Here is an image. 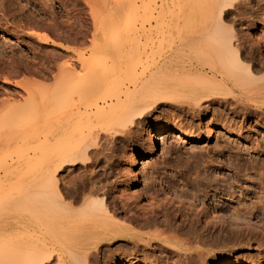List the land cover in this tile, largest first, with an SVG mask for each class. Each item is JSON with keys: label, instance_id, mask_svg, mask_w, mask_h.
Listing matches in <instances>:
<instances>
[{"label": "bare ground", "instance_id": "6f19581e", "mask_svg": "<svg viewBox=\"0 0 264 264\" xmlns=\"http://www.w3.org/2000/svg\"><path fill=\"white\" fill-rule=\"evenodd\" d=\"M250 1L170 0L167 22L153 28L151 22L137 25L138 0L100 8L83 0L80 9L73 0H58L67 19L58 21L52 12L48 22L25 17L16 22L11 11L16 4L0 0V36L17 43L36 41L30 62L12 56L3 63L5 53L0 52V153L35 151L31 158L21 156L11 163L2 158L0 163V264H97L102 247L121 243L137 252L155 240L166 246H159L166 256L190 264H235L229 252L204 253L210 246L205 237L214 220L249 226L256 217L248 210L211 208L195 193L185 198L173 191L176 195L169 197L165 188L156 190L155 182L126 198L117 194L120 177L119 182L111 178L120 144L141 141L139 146L147 150L142 160L131 159L135 167L162 153L166 137L201 140L178 121H149L162 106L199 119L198 130L209 137L235 136V119L246 121L253 115L264 120V15L251 39L243 21L256 11ZM153 2L141 0L150 16L156 10ZM163 16L162 10L156 18ZM152 32L162 40L147 64L149 53L140 42ZM47 45L59 53L42 55ZM22 77L26 79L19 81ZM258 140L253 150L264 155V135ZM65 170L70 172L63 177ZM135 172L129 181L139 187ZM259 178L264 191V172ZM190 202L197 212H188L185 203L193 208ZM260 203L264 212V201ZM259 218L264 224V213ZM137 228L153 233L141 234ZM260 231L261 239L253 240L264 248ZM126 249L115 260L108 257L109 264H147L131 259Z\"/></svg>", "mask_w": 264, "mask_h": 264}, {"label": "rangeland", "instance_id": "374dc122", "mask_svg": "<svg viewBox=\"0 0 264 264\" xmlns=\"http://www.w3.org/2000/svg\"><path fill=\"white\" fill-rule=\"evenodd\" d=\"M87 1L92 6L100 8L107 5L113 6V4L118 0H87ZM154 1L155 3L153 2L152 6L154 7L153 9L156 8V10H154V15L150 16L149 14H146L144 12V10L142 9L143 6L141 4V0H138L136 6L138 12L135 19L137 25L139 24L138 26H140V24L142 23L147 24L148 22H151L150 24H152V27L155 28L154 26L159 25L160 22H167L166 11H169L168 7H170V0H154ZM7 2H8V6H10L11 3L14 5L16 4L11 8L12 15H15L16 22L21 17H25L26 19H31V21L48 22L49 20L48 16L52 12L54 16H56V18L59 19L58 21H65L67 19L64 15V12L58 0H7ZM124 2L125 0H120L121 4H125ZM73 3L77 4L76 5L77 9H80L82 8L84 2L83 0H73ZM263 3L264 0H251L250 5L252 6L249 5V7L251 8V10L253 11L256 10V11H254L253 15H251L250 13L247 14L248 16L246 17L248 19H246L245 17V19L243 20L245 22V25L249 26L248 32L251 34V35L249 34L251 39H253L252 35H254L253 28H256L257 25L260 24L259 19H261V17L264 15ZM158 6L161 7L159 8ZM20 7L21 8L23 7V9H21L22 10L21 12L18 11ZM71 7L72 6H68L67 8L71 9ZM162 10L164 12V16L163 18H161V20H159L156 18V15H158V13ZM126 13L129 14L128 11H125V16L127 15ZM20 14H22V16ZM245 20H247L248 22ZM229 23H231V20ZM147 25H149V23ZM150 37L142 38L140 42L141 47L146 48L147 52L149 53V54L147 53L148 59L146 60L149 63H147L144 60L146 59V57L143 58L145 66L147 64L152 63L153 56L151 55L152 53L159 51L158 41H160V39L162 40L160 34H157L156 32L155 33L152 32ZM104 38L110 39L111 36L106 35ZM35 42L36 41H32V40H23L17 43L15 42V40L5 39L0 36V50H1L0 52L3 51L5 53V54L3 53L4 55H1L3 60L2 62L4 63L8 61V59L12 56L16 58H24L29 60L28 62H30V60L33 59V54L36 53L33 48L36 44ZM153 42H155V47H153L152 50L150 47L153 45ZM59 43L64 46H70L67 43H62V42ZM146 43L149 46L146 45ZM40 52L42 55L44 53H45L44 55H49V54L57 55L59 53V49L56 46L47 45ZM63 61L64 60H59V62H63ZM19 79H18L19 81H22L25 80L26 77H22ZM47 83L48 82H46V84ZM50 83L52 82L50 81L48 84ZM216 108L217 107L215 108L213 107L214 110H216ZM213 109H211L213 111L212 113L217 114L218 109L216 110L217 112L214 111ZM254 118L256 120H254ZM159 119L169 124L178 121L179 125L186 132L194 135L196 138L199 137L201 140H199L196 143H190L184 140L179 141V140H175V138H167V137L165 138L166 133H164L163 137L165 138L164 140L166 142L165 144L167 145V148L165 147L162 153H159L158 155L157 154L152 155L149 157V159H146L148 163L137 164L135 167H133V165L131 164L133 163L132 162L133 157L134 156H138V158L139 157L142 158L143 156L146 157L148 153L147 150L144 147L142 148L141 145L139 146V144H141V141L136 144H130V143L120 144L118 154L113 161L114 162L113 166L115 168L114 172L115 171L118 172L117 174L115 172L113 174V176L115 175V177L111 178V180H116V178L118 180L120 177L121 182H119V180L118 182L121 184L118 187L117 194L119 196L123 195L126 198H131L132 197L131 193L133 191L136 190L141 192L143 190L140 189L142 188V186L145 187L150 182H155L156 190H162L165 188L168 192V196L170 195L169 197H173L176 195L175 193H172L173 191L178 194H181L185 198L191 197V195L192 197H194L193 195L195 193L197 196H199L197 198L199 200L201 199V201H203L206 205H208V207L211 206L215 207L214 205H216V207L218 206V208L224 210L228 208H238L242 212L248 210L249 214L251 213L252 216L256 217L252 220V223L249 226H243L244 224L233 225V223L229 221H225L224 223L222 221L221 222L220 221L214 222L215 220L212 221L214 225L212 228L213 230L211 231V233H209L210 235L208 234L207 237H205L207 242H209L210 246L206 247L203 250V252L204 253L206 252V254H207V250H210L212 252L211 254H223L224 252H229L230 255L233 257L232 263L235 264H264V248L258 247L257 243L253 240L256 238L257 240L261 239L262 232L260 231V229L264 231V224L258 222L261 220L259 217H261L262 213H264L260 209V207L262 206L260 201H264V196H263L264 191H260L261 180L259 178V174L261 172H264V155L258 154L253 150L254 141L256 140L257 142H260L258 139H260L261 136L264 135V120H262L261 122V120L258 117H255L253 115L252 117L248 118L246 121H243V119H239V120L235 119L234 122L236 123V127L238 126L240 128L239 129L238 127L237 128L234 127V130H237L235 131V133L237 132L236 135L234 134L235 136L229 137L228 135L216 134V136L214 137H209L207 133H202L201 131L198 130L199 129L198 123H200L199 119L191 120L190 117L189 118L186 117L184 112L177 111L176 108H173L171 106H162L159 109H157L151 115V119L149 121H155ZM216 119L215 118L213 119L214 122L213 126H215V128L217 129L218 122L216 121ZM231 120L232 119H230L229 121ZM149 121L146 120V122ZM151 131L152 129H149L148 133ZM103 141L104 140H102L101 143ZM121 145L123 146L121 147ZM22 150L20 152L19 150H12L10 152H1L0 163L3 162L4 160L5 161L7 160L8 163H11L12 161H14L15 158H21V156L22 157L27 156L28 158H31V156L34 155L33 153H35L34 150H28L29 152L24 150L22 152ZM2 158H4V160ZM140 158L139 160H142ZM34 166L38 167V163L35 164ZM235 168H237L238 170H236ZM67 169H69L70 171L73 170L72 168H67ZM65 171L66 172L64 173L63 177H66V175L70 172L67 170ZM130 171L131 173L136 171L135 173L137 174V179L140 182L139 187H135V185L129 181V179L132 178V174L130 173ZM1 176H3L2 173ZM168 186L171 188H169ZM187 194H189V196ZM258 198L259 199L262 198V199L259 200ZM188 203H185V207H187L188 212L189 213L197 212L198 210L197 205L194 202L193 203L190 202V204H194V206H192L194 209L188 208ZM176 205L178 204L176 203ZM262 221L263 220H261V222ZM256 226L259 228V230ZM134 230L141 234L153 233V230L151 229H147V230L140 229L141 230L140 231L139 228H137ZM227 231L228 233L229 232L232 233L226 236L225 234ZM238 232H240L242 238L237 237ZM234 234L236 235V237ZM235 238L238 241H236ZM248 238H251L252 240L251 242H249V244L247 242ZM155 242L156 245L152 243L150 248L144 247V250L142 248L141 249L142 251L140 250L137 252H133V249L127 250L126 249L127 247L124 248L123 244L121 245V243H115L110 247L108 246L102 247L103 251L101 249L102 253L101 255H99V258L101 260L97 264H109L110 259L113 258V260H115L116 258L120 257L123 254L122 250L124 249L127 250L128 254L126 255H128L131 259L133 258L134 260L143 259V261L144 262L146 261L147 264H186L187 261H184V259L182 258H179L177 260L176 258L178 257L166 256L165 253H162L161 248L159 247L162 246L166 248V246H164L158 240H155ZM188 262L187 264H190Z\"/></svg>", "mask_w": 264, "mask_h": 264}]
</instances>
